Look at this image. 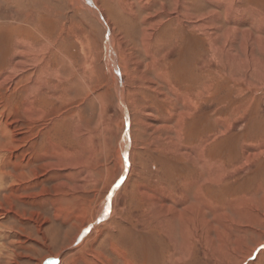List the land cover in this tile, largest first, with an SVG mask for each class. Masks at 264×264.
Segmentation results:
<instances>
[{
  "label": "rangeland",
  "instance_id": "rangeland-1",
  "mask_svg": "<svg viewBox=\"0 0 264 264\" xmlns=\"http://www.w3.org/2000/svg\"><path fill=\"white\" fill-rule=\"evenodd\" d=\"M181 1L0 0V264H264V0Z\"/></svg>",
  "mask_w": 264,
  "mask_h": 264
},
{
  "label": "bare ground",
  "instance_id": "bare-ground-1",
  "mask_svg": "<svg viewBox=\"0 0 264 264\" xmlns=\"http://www.w3.org/2000/svg\"><path fill=\"white\" fill-rule=\"evenodd\" d=\"M86 0L82 1L81 2H85ZM140 1V0H139ZM180 2H182L181 0H172V6L174 8V17H175V22L177 24L180 23V21L185 19V18H188L190 16H182L179 12H178V9L181 8V5H180ZM85 4V3H84ZM87 5H89V3H87ZM86 5V6H87ZM142 6V5H141ZM145 6V5H144ZM87 8H91L90 6H87ZM146 9V8H145ZM149 9V8H148ZM161 10L164 12V8L162 6ZM95 14H96V11H95ZM156 14V13H155ZM181 17V20H179V18ZM156 17V15H155ZM202 17V16H201ZM203 18V17H202ZM201 18V19H202ZM207 20V19H206ZM208 21V20H207ZM151 23L152 24H155L156 22L154 21V19L151 20ZM161 22H159L158 24H160ZM211 25V23H210ZM200 28H202L201 30L204 32V38L207 40V41H210L211 37H210V34L208 33V24H206L205 22H203L202 25H199ZM191 29H195L196 26L192 23ZM208 49V48H207ZM209 53H205V55H203V61L205 58H209ZM208 60V59H207ZM205 61L204 63H202L201 65H199L200 69L199 71L203 70V71H208L209 70V63L208 61ZM210 61V60H209ZM114 72V71H113ZM115 74V72H114ZM9 109V108H8ZM17 131H18V127H17V123L14 122V119H11V118H8L3 112H2V109H1V106H0V137H3L5 140V143L3 141L4 144H0V151H10L11 149H17L18 147V140L16 139V134H17ZM20 144V143H19ZM18 155V154H17ZM10 175V174H9Z\"/></svg>",
  "mask_w": 264,
  "mask_h": 264
},
{
  "label": "crops",
  "instance_id": "crops-1",
  "mask_svg": "<svg viewBox=\"0 0 264 264\" xmlns=\"http://www.w3.org/2000/svg\"><path fill=\"white\" fill-rule=\"evenodd\" d=\"M207 1L210 2L209 0H207ZM206 3H207V2H206ZM193 17L196 18L195 20H197V21H199V22H200V21H201V22L203 21V22H205L206 24H210V22H211V21L208 20V17H207V16H206L205 19H201V20H200V18H199L198 16H193ZM201 18H202V17H201ZM206 19H207L208 21H207ZM211 24H212V23H211ZM210 32L213 33L212 30H210ZM261 86H263V85H261ZM203 162H205V161H203ZM197 163L200 164V162H198V161H197ZM205 163H206V162H205ZM209 165H210L209 163H206V166H208V168L201 167V170H200V172H199V175H200V177H201L203 180L207 179V180L209 181L208 183H209V184H212L214 181L212 180V179H213V175L211 174V168H209ZM199 166H200V165H198V168H199ZM207 171H208L209 173H208ZM211 177H212V178H211ZM205 182H207V181H205ZM205 182H204V183H205ZM204 183H203V184H204ZM197 190H199V189H197ZM194 192H195V191H194ZM197 197H198V196H197ZM242 210H243V209H242Z\"/></svg>",
  "mask_w": 264,
  "mask_h": 264
},
{
  "label": "snow or ice",
  "instance_id": "snow-or-ice-1",
  "mask_svg": "<svg viewBox=\"0 0 264 264\" xmlns=\"http://www.w3.org/2000/svg\"><path fill=\"white\" fill-rule=\"evenodd\" d=\"M46 264H57L56 261L46 262Z\"/></svg>",
  "mask_w": 264,
  "mask_h": 264
}]
</instances>
